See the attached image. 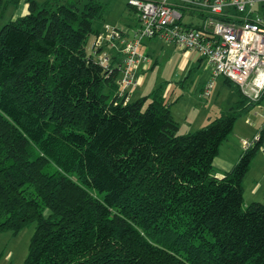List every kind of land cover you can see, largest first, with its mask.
Returning <instances> with one entry per match:
<instances>
[{"label": "trees", "instance_id": "1", "mask_svg": "<svg viewBox=\"0 0 264 264\" xmlns=\"http://www.w3.org/2000/svg\"><path fill=\"white\" fill-rule=\"evenodd\" d=\"M80 2L27 0L0 26V232L36 222L23 264H264V204L243 207L258 147L214 172L256 103L239 89L178 133L162 85L132 100L93 57L106 6Z\"/></svg>", "mask_w": 264, "mask_h": 264}, {"label": "built area", "instance_id": "2", "mask_svg": "<svg viewBox=\"0 0 264 264\" xmlns=\"http://www.w3.org/2000/svg\"><path fill=\"white\" fill-rule=\"evenodd\" d=\"M138 12L139 26L131 35L106 25V37H95L90 52L106 68L120 72L117 83L130 93L139 81L137 71L149 60L142 51L145 39L158 37L176 47L196 51L211 68L203 94L211 95L217 78L236 84L250 103L264 95V0H127ZM197 15L199 23L187 21ZM105 40V42H104ZM130 98V97H128ZM259 130L243 139L244 151H264V114ZM249 121V119H247Z\"/></svg>", "mask_w": 264, "mask_h": 264}, {"label": "rangeland", "instance_id": "3", "mask_svg": "<svg viewBox=\"0 0 264 264\" xmlns=\"http://www.w3.org/2000/svg\"><path fill=\"white\" fill-rule=\"evenodd\" d=\"M41 3L46 0H36ZM66 1V0H63ZM86 0H81L82 2ZM105 6L103 17L97 20L96 26L100 33L106 37V25L117 27L125 34H132L137 26L138 12L129 7L127 0H99ZM27 0H21L19 4L3 0L0 3V26L9 20L27 13L25 4ZM133 27V28H131ZM98 33L97 35L99 36ZM97 35L95 37H97ZM95 37L89 41L92 45ZM151 39V38H149ZM145 39L142 43L143 52L151 51L153 60H157L154 67L144 72L137 86L130 90V99L135 100L151 93L160 85L172 102V114L179 123L178 133L194 132L218 118L223 111H227L240 99L239 87L227 82L224 77L216 79L211 95L203 94L208 80L209 69L206 63L198 66L196 60L194 69L188 73L174 76L176 67L181 62L183 53L170 47L165 41L155 38L150 43ZM105 42V40H104ZM150 43V44H149ZM198 66V67H197ZM189 75H188V74ZM246 97V96H245ZM247 98V97H246ZM250 103L249 98H247ZM264 99L255 105V120L246 124V117L240 116L235 124L233 132L220 147L219 154L214 160V172L218 175L229 171L235 165L239 154H243L242 139H251L263 122ZM261 115V116H260ZM245 208L253 201L264 204V151L259 149L251 163V168L243 180ZM36 222H30L18 233L12 231L0 232V264H23L29 254V245L34 234Z\"/></svg>", "mask_w": 264, "mask_h": 264}, {"label": "crops", "instance_id": "4", "mask_svg": "<svg viewBox=\"0 0 264 264\" xmlns=\"http://www.w3.org/2000/svg\"><path fill=\"white\" fill-rule=\"evenodd\" d=\"M25 7H26V9L28 10V4L26 3L25 4ZM129 7H131L130 5H129ZM132 8V7H131ZM133 9V8H132ZM134 10V9H133ZM135 12H136V15H137V11L135 10ZM136 20H137V26L135 27V28H137L138 26H139V19H138V16H137V18H135ZM186 19H187V21H194L195 23H199L200 22V18H199V16H197V15H193V14H186ZM131 28H133V27H131ZM134 28V29H135ZM100 33V32H99ZM133 33V32H132ZM128 35H131V34H129L128 33ZM155 38H158V37H154V38H151V39H149L150 40V43L152 42V40L153 39H155ZM160 39V38H159ZM160 40H162V39H160ZM149 43V44H150ZM170 47H174V48H176V49H178V50H180L182 53H183V56H182V58H181V62L179 63V65L176 67V70H175V74H174V76H177V75H182V74H184L185 73V71H187L188 73H190L193 69H194V65H195V62H196V60H198V66H200L201 65V63H206V65H207V67H208V69H209V74H208V80H207V82L210 80V77H211V68H210V65L207 63V61H206V59L203 57V56H201L198 52H196V51H187V50H182V49H180V48H178V47H176L175 45H173V44H170V43H167ZM143 51V50H142ZM144 53L149 57V60L148 61H146V62H144V63H141V65H140V68L138 69V71H137V77H138V81L140 82V77H141V75H143L144 74V72H146V71H148L150 68H152V67H154V65L156 64V61L157 60H153V56L151 55V51H149L148 52V50H146V52L144 51ZM197 66V67H198ZM187 73V74H188ZM189 75V74H188ZM225 79V78H224ZM215 84V83H214ZM169 94V90L167 89V91H164V96H165V98L167 99V100H169L170 101V99H168L167 97V95ZM239 100V99H238ZM238 100H236L235 101V103L238 101ZM263 101V100H262ZM261 101V102H262ZM172 103V102H171ZM173 104V103H172ZM172 107V106H171ZM172 111V110H171ZM244 116V117H246V120L247 119H249V121L250 122H247V121H245L246 122V124H251V122H254L253 121V119L255 120V105H250V107L247 109V110H245L244 112H242V114H241V116ZM174 116V115H173ZM261 116V115H260ZM255 135V133L253 134V136ZM243 140V139H242ZM240 157H241V154H239V157L237 158V160H236V162H235V164L238 162V160L240 159ZM234 167V166H233ZM230 171V170H229ZM229 171H226V172H224L223 174H221V175H218V176H223L225 173H227V172H229Z\"/></svg>", "mask_w": 264, "mask_h": 264}]
</instances>
